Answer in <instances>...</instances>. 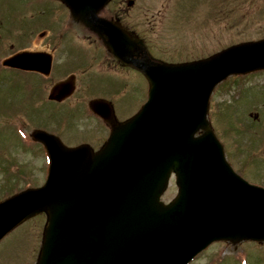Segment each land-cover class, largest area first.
<instances>
[{"label": "water", "instance_id": "95a60500", "mask_svg": "<svg viewBox=\"0 0 264 264\" xmlns=\"http://www.w3.org/2000/svg\"><path fill=\"white\" fill-rule=\"evenodd\" d=\"M63 1L118 59L146 77L148 100L96 153L34 133L48 153L47 179L0 203V240L44 213L36 264H187L216 241H264V189L232 171L206 119L214 86L264 69V40L188 64L135 63L128 59L133 43L96 16L108 0ZM28 56L5 65L21 67ZM72 90L69 82L59 83L49 99L62 100ZM99 106L93 103L95 111ZM172 175L177 195L164 205L160 197Z\"/></svg>", "mask_w": 264, "mask_h": 264}, {"label": "rangeland", "instance_id": "374dc122", "mask_svg": "<svg viewBox=\"0 0 264 264\" xmlns=\"http://www.w3.org/2000/svg\"><path fill=\"white\" fill-rule=\"evenodd\" d=\"M198 1L200 4L193 6ZM196 2L133 0L134 6L128 13V19H124L128 22L137 21L138 33L151 55L168 64L208 57L229 46L264 38V0ZM111 6L109 3L105 9ZM0 10L1 20L8 28L11 25L18 32L29 29L35 21L50 24L48 40L44 43L48 42L50 48L64 47L70 54L66 53L65 57L68 65H63L62 51H56L55 59H59L60 64L53 67L50 81L62 80L68 74L78 75L74 93L63 106L54 110L50 108V103L44 101L45 97L38 102L39 88L42 87L37 81V85L32 81L34 77L29 83H24L23 77L17 79L8 73L0 76L1 198L4 187L11 183L8 178L10 175L17 183L16 190H20L29 182L34 186L42 185L47 170V159L42 150L37 147L28 150L18 147L20 131L9 126L11 123L23 126L25 132L21 127L20 130L27 137L36 128L34 126L48 119L45 126H59L67 141L74 142L77 139L76 131L82 126H89L83 120L87 101L95 98L113 100L114 110L119 112V117H132L146 100L147 85L138 73L130 70L128 73L124 71L126 81L123 88H119L115 82L116 75L97 66V58L100 59L103 52L99 44L82 30V26L62 3L54 0H0ZM57 32L63 33L62 36H58ZM8 34L6 32L5 35ZM7 37L6 46L2 45V57L11 51L24 49L25 38H19L18 46L15 44L8 49L9 38L13 37ZM38 42V39H34L33 47L38 48ZM81 54L82 59L78 58ZM105 56L104 59L107 58ZM56 71L58 74L55 75ZM7 109L15 111L5 115ZM36 110H41L42 116L32 112ZM48 112L49 117L45 118ZM63 112L71 115L66 123H63L67 118ZM59 115L64 117L63 120L59 119ZM207 119L209 128L223 145L225 158L233 169L253 184H264V72L243 78L232 76L218 84L209 99ZM260 132H263L262 137ZM68 144L72 145L71 142ZM6 176L8 180L5 185ZM175 194L176 188L171 179L161 198L162 202L170 201ZM43 226L44 216L39 215L19 225L3 238L0 241V264H35ZM211 263L264 264V241L235 244L216 242L190 264Z\"/></svg>", "mask_w": 264, "mask_h": 264}, {"label": "flooded vegetation", "instance_id": "af4514ba", "mask_svg": "<svg viewBox=\"0 0 264 264\" xmlns=\"http://www.w3.org/2000/svg\"><path fill=\"white\" fill-rule=\"evenodd\" d=\"M197 0H195L196 2ZM111 8H109L107 10V13H109V15L106 17L107 20H109L110 22H112L115 26H117L118 28H120L125 34H127L130 38L134 39V40H142V44H136L133 48H132V55H133V59L135 61H139L140 59H145V58H149L151 61H155V62H164L162 60H159L157 58H154L151 55V52L148 49L147 44L145 43L144 39L141 38L140 33H138V28L139 25L136 24L137 21H132V22H128L125 21L126 19H124V17H126L128 19V13L129 11L133 8L134 3L133 0H112L111 1ZM200 4V2H196L193 4V6ZM1 12V10H0ZM1 14H0V76L2 75V72L4 73H9L12 77L17 76V73H22L25 75H31L34 76V78L36 79V81L38 82V84L42 87L39 88V96L38 99H41L44 96V93L47 92L49 90V88L51 86H53L54 84L66 79L67 77L73 76L74 77V83H75V87H76V83H77V74H68V76L62 80L57 79V80H53L50 81V76L51 73L53 72V67L58 66L60 64V60L59 59H55V54L56 51H62V64L63 65H68V60L67 58L65 59V57H67V55L70 56V54L67 52V49L63 47V49H60V47H49V43L46 42L44 43L46 40H48V36L50 33V29L48 30V28L50 27V24L47 23H39V21H35L34 24L32 23V25L30 26L29 29H23L22 32H18V30L15 31V29H12V26L10 25V28H8L9 26L6 25V23H4L1 20ZM51 26H55V25H51ZM6 32H8L10 37H13L12 39L9 38V47L8 49H10L12 46H14L15 44L17 45V40L20 38H25V47L24 49H20V50H15V51H11L8 53V55L2 57L1 55V50H2V45L6 46V40H7V36L5 35ZM19 34V36H18ZM56 34H58V36H62L63 33L61 32H57ZM34 39H38L39 42V47H33V42ZM57 40V38H56ZM43 43V46H41V44ZM18 46V45H17ZM27 47V48H26ZM21 51H28L31 55L27 58V64H32V66H36L38 70H45L47 64L49 63V74L47 76L41 75L40 73L37 72H22L16 68H12V67H7V66H3V62L5 60H7L8 58L14 56L15 54H17L18 52ZM106 52V53H105ZM103 54L101 53V58H97V66L99 68L103 67L104 69L114 73L116 76V80L115 82L117 83L118 86H120V88L122 89L124 86V82L126 81L125 76H124V71H126V73H128L130 71V67L121 63L120 61H118L117 59L113 58L112 55L107 51H105ZM66 53H68L66 55ZM106 54V56H105ZM107 57L106 59H104L103 57ZM78 58L82 59V54L78 55ZM205 57H200V58H194L192 60H181V61H175V62H169L171 64H177V63H185V62H191L194 60H199ZM166 63V62H164ZM58 74V72L56 71L55 75ZM82 74V73H81ZM114 82V83H115ZM46 89V91H45ZM96 100L101 101L105 104L108 105L109 111H104L103 114L106 116L107 120L97 116L96 114L92 113L91 111H89L90 113L86 112L84 113V118L83 120L86 122L87 127L82 126L79 130H77V134H76V141L72 142V141H67L66 136L63 134L62 130L60 129L59 126H56L51 129V131H49V133H51L52 135H54L55 137H57L58 139H60L64 145L68 146V147H76L79 145H88L90 146V148H92L93 150H97L99 149L103 143L106 141L111 129L113 126L117 125L119 122H123L126 117H119V112L114 110L113 107V100L110 99H104V98H96ZM62 103H58V105L63 104ZM89 103V101H88ZM64 127V126H63ZM66 133V130H65ZM68 142H71L72 145L68 144Z\"/></svg>", "mask_w": 264, "mask_h": 264}]
</instances>
